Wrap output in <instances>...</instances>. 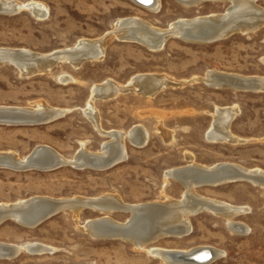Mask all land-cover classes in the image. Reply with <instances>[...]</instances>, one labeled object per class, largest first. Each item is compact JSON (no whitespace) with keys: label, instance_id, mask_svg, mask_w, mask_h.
<instances>
[{"label":"rangeland","instance_id":"obj_1","mask_svg":"<svg viewBox=\"0 0 264 264\" xmlns=\"http://www.w3.org/2000/svg\"><path fill=\"white\" fill-rule=\"evenodd\" d=\"M30 1L43 3L47 15L39 20L27 10L0 14V48H24L48 55L71 49L84 39L103 42L104 52L100 59L80 60L77 65L59 59L51 70L35 76L24 77L13 66L1 67L0 106L35 108L43 104L64 114L45 124L0 125V152L23 158L35 147L47 146L70 159L81 144L86 151L96 153L102 143L110 141L98 129L126 134L134 126H141L147 138L138 146L125 136L126 158L108 169L0 168L1 203L34 196L66 199L107 194L130 205L163 202L166 198L179 201L183 187L176 180L166 179L165 174L190 164L186 154L194 163L207 167L235 164L264 173V90L215 88L200 79L208 72L264 77V26L211 43L170 36L161 49L154 50L143 42L122 37L117 26L121 18L136 19L164 31L177 19L225 13L231 4L205 0L184 7L175 0H160L158 10L152 12L133 0ZM255 4L264 9V0H255ZM144 75H164L184 83L167 85L149 98L125 90L113 98L93 99L97 129L84 113L93 87L105 82L125 87ZM217 108L234 109L228 129L238 142L206 138L216 124L213 119ZM158 128L168 132L167 139L162 138ZM237 179L241 178L201 186L196 192L244 207L246 210L234 217L245 226L244 233L230 230L223 217L202 211L189 216V234L165 237L151 245L174 250L206 246L221 252L206 264H264V189L247 179ZM72 215L71 210H64L33 228L13 220L1 223L0 242L19 246L40 243L54 250L43 254L22 251L15 258L0 259V264H166L129 241L94 239L79 229L84 221L105 215L102 212L82 208L76 223ZM108 215L120 223L130 218L127 212Z\"/></svg>","mask_w":264,"mask_h":264},{"label":"bare ground","instance_id":"obj_2","mask_svg":"<svg viewBox=\"0 0 264 264\" xmlns=\"http://www.w3.org/2000/svg\"><path fill=\"white\" fill-rule=\"evenodd\" d=\"M133 1L139 4L143 9L152 12L157 11L160 6V0ZM175 1L184 7H192L205 0ZM208 1L229 2L231 5L225 13H213L209 16L191 19H177V21L173 22L169 28L164 31L154 29L150 26L151 24L149 25V23L147 24L136 19H127L126 17L125 20H122L121 18L120 22L117 24L120 28L118 33H121L122 37L126 39H135L156 50L159 49L163 42L170 36H176L181 39H201L214 36V34L224 36L232 30L246 33L264 26V9L257 6L255 0ZM20 10L29 11L39 20H42L47 15V7L39 1L29 0L27 2H19L17 0H0V14L6 13V15H13V13L15 14ZM103 52V42L84 39L77 42V44L73 48L71 47V49H61L48 55L34 53L24 48H0V53H19L22 55L23 58L18 62V65L20 66L21 73L24 74V77L30 71H49L52 62L49 60L52 58H54V61L59 59L67 60L70 63L77 65L80 60L83 59H100ZM238 75H224L216 72H208L200 79L210 85H224L229 83L242 84L243 82L250 80V83L256 85L261 84V87L264 88V77H244ZM183 83L184 82L173 81L164 75H144L134 78L125 87L110 82L98 84L92 89V95L87 103L84 113L98 129L99 120L92 104L93 99L97 97L103 98V100L107 97L113 98L119 92L125 90H134L149 98L167 85L174 86ZM0 110H15L28 113L34 112L41 115L63 112L60 109L51 108L43 104H37L35 108L0 106ZM233 115L234 109L217 108L213 119V122L216 124L206 133V138L210 141L238 142L239 140L236 139L228 129L229 122H231ZM159 131L163 139L168 138L167 131L163 128H160ZM98 132L103 136H109L108 138H110V141L102 143L100 149L96 153L88 152L89 150L86 151L83 144H81L82 148L78 153L70 159H66L47 146H37L23 158L16 156L12 152H0V162L15 164L28 159L32 154L38 152L37 156L41 161L69 162L72 164L94 162L96 164L98 163L100 166L104 164L109 165L111 162H116V164H118L126 158V149L123 140L125 136L138 146L144 144L147 138V132L141 126H134L126 134L114 130L104 132V130L100 131L98 129ZM185 157L189 160L190 164L183 168L168 171L165 174L166 179L176 180L183 187L184 191L182 199L179 201L166 198L163 202L130 205L125 204L118 197L108 194L94 198L68 197L66 199L34 196L28 199L25 198L24 200L20 199L19 201L10 204L0 202V209H7L13 206H23L24 211L22 216L20 214V216L15 215V218L10 220H13L20 226L32 228L26 225L30 223L29 220L35 214L51 205L68 206L70 208L69 210L72 211V218L75 223L78 220L79 210L85 207H91L105 215L84 221L79 229L94 239H121L129 241L135 248L145 250L147 253L159 258L166 264H206L209 261H212L221 252L215 248L206 246H197L187 250H174L151 244H154L159 239L165 237H182L189 234L191 230L189 216L202 211H208L223 217L230 230L244 233L246 231L245 226L234 221L235 216L246 210L244 207L233 206L203 197L196 192V188L206 185L217 186L231 179L241 178L247 179L264 189V173L241 168L238 167L239 165L235 166V164L217 163L218 165L207 167L194 163L190 155L186 154ZM113 212H127L130 214V218L121 223L116 222L108 215ZM2 217L3 215L0 217V220ZM53 250L52 247L40 243L31 242L19 246L0 242V259L15 258L22 251L30 254H43L51 253ZM191 256H193L195 260H189L188 257Z\"/></svg>","mask_w":264,"mask_h":264},{"label":"water","instance_id":"obj_3","mask_svg":"<svg viewBox=\"0 0 264 264\" xmlns=\"http://www.w3.org/2000/svg\"><path fill=\"white\" fill-rule=\"evenodd\" d=\"M137 2H140L137 0ZM237 30H232L226 33V35L221 36V35H215L214 36H209L206 38H182L186 41L189 42H195V43H211L215 42L221 39H224L225 37H228L234 33H237ZM167 40V39H166ZM165 40V41H166ZM164 41V42H165ZM163 42V44H164ZM162 44V46H163ZM161 46V48H162ZM159 48V49H161ZM158 49V50H159ZM22 55L19 53L15 54H9V53H0V68L3 66H13L18 72L21 71L20 66L18 65L19 61L21 60ZM49 61H52L50 64V70L56 65L59 60H55L54 58L50 59ZM84 61H89V59H83L82 62ZM81 62V63H82ZM40 72L38 71H30L28 72L27 76L30 75H38ZM250 81V80H249ZM249 81L243 82L242 84H234V83H229V84H224V85H210L212 87L218 88L223 86L222 88H227L231 90H236V91H251V92H256V91H262L264 88L261 87V84H253L250 83ZM159 92V91H158ZM157 92V93H158ZM64 114V112H55L49 115H41L38 113H28V112H23V111H10V110H0V125H16V126H21V125H39V124H45L49 123L59 117H61ZM37 153L32 154L28 159L18 162L15 164H7L5 162H0V168H8L11 170H16V171H27V170H39V171H49L53 170L56 168H59L61 166H74L76 168H92V169H108L114 165H116V162H111L109 165L104 164L100 166L98 163L94 162H85V163H78V164H72L69 162H53V161H41L39 160V157L37 156ZM237 180H244V179H237ZM236 181V180H235ZM70 209L68 206H62V205H51L50 207H47L43 210H41L39 213L35 214L29 221V224H26L28 227H36L37 225L41 224L45 220L49 219L50 217L58 214L59 212H62L64 210ZM24 211L23 206H13L9 207L7 209H0V217L3 215L2 219L0 220V224L10 220L12 218H15V215L22 216ZM20 214V215H19ZM18 221V220H17ZM23 224V223H22ZM189 260H195L193 256L188 257ZM207 260V259H206Z\"/></svg>","mask_w":264,"mask_h":264}]
</instances>
